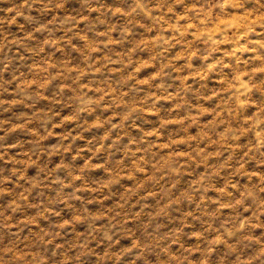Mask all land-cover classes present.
Masks as SVG:
<instances>
[{"label": "rangeland", "instance_id": "374dc122", "mask_svg": "<svg viewBox=\"0 0 264 264\" xmlns=\"http://www.w3.org/2000/svg\"><path fill=\"white\" fill-rule=\"evenodd\" d=\"M14 2L18 0H0V17ZM29 2L34 7L29 15L18 16L16 23L8 25L0 19V243L14 239L29 244L44 233L54 234L55 244L43 248L48 257L44 264H57L65 250L71 257L68 264H130L133 252L137 253L135 264H169L171 256L183 255L186 249L196 253L187 264H200L199 257L206 249L198 237L210 223L234 218L237 210L230 202L241 189L261 179L255 173L264 172V144L253 130L242 126L239 141L233 137L234 148L208 140L214 151L193 149L196 160H189L194 165L191 168L178 166L183 163L178 158L186 152L176 146L207 140L219 115L217 107L232 99L234 81L242 70H249L254 83L248 100L236 99L239 114L234 119H255L257 109L264 111V68L256 67L264 63V26L248 33L247 46L233 54L231 38L216 46L202 42L195 31L187 29L174 36L172 12L167 15L166 29L164 20L143 13L136 17L140 23H134L125 15L108 11L132 4L144 8L162 4L179 13L212 0ZM234 2L247 10L260 0ZM86 13L87 18L68 31L69 22ZM128 28L131 35H125ZM12 37L17 38L16 43H9ZM51 39L62 47L48 43ZM90 43L98 45L96 59L108 65L92 88L99 96H83V86L77 83L95 79L81 67L89 63L85 49ZM45 59L63 66L64 80L71 83L49 84L45 80L26 102L10 98L16 74L33 73ZM210 60L217 61L216 68L208 66ZM50 75L55 80L60 72ZM101 85L114 93L107 102H103L106 94ZM122 86L127 87L126 93L120 91ZM10 119L23 122L9 131ZM153 134L155 140L150 139ZM228 134L230 129L218 135ZM170 145L172 150L162 155L153 151ZM249 145L255 147L245 151ZM140 153L157 157L148 181L158 182L159 169L167 167L172 189L169 192L161 186V199L141 198L137 211L127 201L139 183L132 169L143 172L136 167ZM209 156L216 159L209 160ZM229 163H243L244 168L221 172ZM17 169L25 177L22 183L27 195L12 211L9 201L21 189L8 181L15 180ZM75 171L82 173L75 182L81 186L79 191L66 183ZM197 179L203 184L194 191ZM220 184H226L227 190L215 187ZM260 194L264 196V191ZM163 199L170 203L162 207ZM10 211L11 220L17 221L14 232L9 231ZM260 219L264 223V216ZM60 221L66 226L57 232ZM256 231L264 233V229ZM81 240L84 244L78 246ZM225 251L224 244H216L209 264H224Z\"/></svg>", "mask_w": 264, "mask_h": 264}, {"label": "clouds", "instance_id": "9594fccd", "mask_svg": "<svg viewBox=\"0 0 264 264\" xmlns=\"http://www.w3.org/2000/svg\"><path fill=\"white\" fill-rule=\"evenodd\" d=\"M34 4L29 2V0H18L10 4V6L5 9V16L0 17L4 19L8 25L17 22L18 16L29 15V9H32ZM51 7V5H49ZM95 6H93L94 8ZM110 15H125L129 17L134 23H140L136 20V17L143 13L145 16L152 17L157 21L164 20V28H168L169 24L167 22V15L169 12L175 14V18L172 21L176 25L174 29V36L176 34H184L185 30L192 32L195 31L199 39L204 43L213 44L219 46L221 40L225 38L232 39V52L239 51L241 47L247 46L248 33L254 31L260 26H264V0L260 2L253 8L247 10L243 9L242 5L234 2V0H212L209 4H201L195 6H188L184 11L179 13L175 12V9L169 5L164 6L162 4H155L148 8H144L139 4H132L128 8H113L109 9ZM87 18V13L74 18V22H69L68 31H71L73 27H76L79 23L83 22ZM249 25L246 30L244 26ZM46 27L44 26H37ZM132 29L128 28L125 35H131ZM227 34V37H226ZM30 34H25L29 36ZM105 40H107V34L105 35ZM241 41L244 43L242 44ZM17 38L12 37L9 43H16ZM48 43L53 45H60V42L56 39H51ZM97 44L90 43L86 46L85 55L89 57L88 65H81L85 68L88 76L95 77L94 80L81 79L77 83L83 86V96H99L100 93H94L92 88H95L96 81L100 80L102 75L106 73V68L108 65H104L102 60L96 59L97 53L95 49ZM211 56V53H208ZM256 55H260L258 52ZM264 60V57H261ZM217 61L210 60L209 67L216 68ZM69 67H72L71 62H69ZM131 67H134L131 66ZM131 67L129 70H131ZM257 68H264V63L257 65ZM100 68L101 72H94V69ZM59 70L60 75L56 77L55 80L51 79L50 74H55ZM74 74V73H73ZM63 66H57L54 60L45 59L40 63L39 67L34 70L33 73L27 76H21L16 74L13 78L12 86L9 88L10 98L14 96L16 100L21 102H26L27 99L31 98V93L39 90L40 85L43 81L47 80L49 84L52 83H71L70 81L64 80ZM248 76V79L244 77ZM130 83H134L130 81ZM253 77L249 74V70H242L236 80L234 81V87L230 95L232 99L226 103L217 107L219 115L216 117V124L214 129L209 130V136L207 140L199 141L198 143L189 142L187 146L181 147L176 146L177 150L186 152V155L179 157L178 159L183 161L182 164L178 166L188 168L194 165L189 163V160L195 161L196 156L193 149L202 152L214 151V146L209 144L207 141H220L225 147H235L232 143L233 137H235L238 142L240 139V128L243 126L247 129H251L255 133V137L258 138L260 144H264V111L257 109L258 115L255 119H246L241 122L234 119L235 116L239 114V108L236 104V99L248 100L249 93L253 87ZM91 84V87H89ZM19 85V88L16 87ZM103 92L106 94L105 101L107 102V97L113 95L114 93L109 92L108 86L101 85ZM120 91L127 92V87L122 86ZM227 99V97H226ZM211 119V115L208 117ZM23 121H17L10 119L8 121V130L13 131L15 128ZM225 129H230V134L220 137L218 134L225 132ZM155 140L156 136L150 138ZM163 139V137L161 138ZM255 145H249L245 151L251 150ZM172 150V146L169 149H160L157 147L153 148L158 155H162L164 152ZM38 161V157H36ZM209 160H215V156H209ZM227 161V157H225ZM163 163V162H161ZM157 166V157L149 158L148 154L140 153L138 154L136 160V167L143 169V172L137 173L135 168L132 171L135 174L136 180L139 182L135 185V191L130 192L127 205L133 207L135 210H139L138 200L141 198L148 199H161V186L169 192L172 189V185L168 182L170 168L161 167L157 173L158 182H149L148 177L153 174L154 167ZM244 168L243 163H237L232 166L229 163L227 169H221L220 171H227L229 173H234L240 171ZM247 171V170H245ZM257 176L261 177L260 180L256 182L255 185H250L246 189H241L239 194L230 202L232 207L236 209V215L234 218L222 224L210 223L205 233H201L198 239L204 241V247L206 251L203 252L199 257L200 264H209L210 254L215 251V245L222 243L225 245V255L223 257L224 264H264V233H258L256 230L258 228L264 229V223L261 222V217L264 216V196L260 193L264 191V172L255 173ZM15 180H10L8 183H13L16 187L20 188L21 191L18 192L12 200L9 201V208L14 211L20 206V200L24 199L27 195L25 190V185L22 183L25 180L23 173L17 169L15 171ZM71 181H66L71 185H74L77 191L80 189V185L75 182L80 180L82 173L80 171H75L71 174ZM203 184V180L197 179L195 181L194 191L198 190ZM3 187V185H0ZM132 187V185H130ZM217 189L226 191L227 185L220 184L215 186ZM87 190V189H86ZM102 191V190H101ZM170 203L169 199H163L161 206H167ZM246 213V214H245ZM79 215V213H77ZM7 216L9 218V231L14 232L16 230L17 221H12V212H8ZM23 219V218H21ZM65 223L60 221L56 224V230L59 232ZM207 233V234H206ZM110 236V234H108ZM43 237H47L46 239ZM43 237L38 238L37 241H33L29 244H23L17 242L16 240H8L0 243V264H44L48 259L43 255V248L48 244H55L54 234L44 233ZM78 246H82L84 241H78ZM137 246L142 248L137 242ZM60 254L58 253V256ZM137 253H132V260L130 264H135V258ZM191 249H186L183 255H173L170 257L169 264H187V262L194 256ZM231 256V259H229ZM122 259V257H119ZM71 257L67 255L65 250L64 254L60 256L57 264H68ZM114 264H118V261H114Z\"/></svg>", "mask_w": 264, "mask_h": 264}]
</instances>
